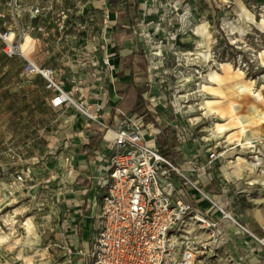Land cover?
I'll use <instances>...</instances> for the list:
<instances>
[{"label": "built area", "instance_id": "built-area-1", "mask_svg": "<svg viewBox=\"0 0 264 264\" xmlns=\"http://www.w3.org/2000/svg\"><path fill=\"white\" fill-rule=\"evenodd\" d=\"M182 6L183 3L179 0H174L172 5L162 4L165 12H179ZM157 8V3L151 2L143 16L153 13ZM38 12L39 7L34 8V13ZM165 12L162 18L164 23H157L144 44L151 49L150 76L144 83L149 88L144 92L149 103L148 110L145 113H131L114 107V125L103 119L104 112L110 107L108 88L111 78L104 82L102 91L96 94V100L91 102L81 98L77 102L76 84L67 90L64 82L56 76L55 68L38 64L22 51L20 37L15 40L17 33L14 29H0V43L5 44L4 52L10 57L17 54L23 56L24 75H40L44 78V87L50 93L53 107L76 105L85 118L87 128L94 124L101 126L105 145L97 155V160L102 164L104 172L98 178V187L104 188V192L97 212L98 227L94 234V244L87 254L90 264H195L199 255L215 253L220 247L230 243V227L239 228L264 245V237L259 238L230 211V201L223 203L222 197L205 193L199 181L190 174L191 170L196 169L193 160H189L185 167L175 164L161 152L158 144L161 130L156 128L155 122H148L149 114H159L166 109L171 110L170 116H175L182 122L198 124L203 121L207 117L200 106V102L207 96L203 86L208 80L209 72L221 70L222 62L228 60L227 57L223 60L221 54L208 49L186 50L179 55V51L174 48V41L187 32L188 20L198 18L189 9L179 12L176 19L166 18ZM3 17L0 14V26ZM109 19L110 11L107 10L105 22ZM197 27L195 25L191 30L199 37ZM11 34H14L12 39ZM171 52L174 55L173 64L170 63ZM256 59L253 55L247 61L242 55H238L233 63L244 73H249ZM102 64L110 71L114 69L109 54L104 55ZM166 86L168 87L165 88ZM113 98L116 99V95ZM263 142L264 135L244 143L238 142L236 146L255 154L254 165L260 168L264 162ZM219 146L221 142L216 148ZM228 151L227 147L222 151L209 149L210 162L226 156ZM239 155V152L227 154L226 158L232 163ZM69 159L66 157L67 161ZM172 172L178 177L171 182ZM56 179L57 175L52 173L46 182L50 184ZM18 180H23L21 174ZM181 185L194 197L192 200L185 198ZM167 187L178 188L175 199L167 193ZM198 195L210 206H202L197 199Z\"/></svg>", "mask_w": 264, "mask_h": 264}, {"label": "crops", "instance_id": "crops-1", "mask_svg": "<svg viewBox=\"0 0 264 264\" xmlns=\"http://www.w3.org/2000/svg\"><path fill=\"white\" fill-rule=\"evenodd\" d=\"M164 1L162 0L161 3ZM179 1L183 3L182 10L189 9L194 12L195 17L197 16V0ZM234 1L240 6L236 0ZM253 1L264 2V0ZM129 2V6L124 2L120 8H115L109 0H0V14L4 15L0 29L3 31L7 28L14 29L20 37L21 46L27 35L32 36L39 43L41 50L44 48L51 58L61 60L59 63H49L46 66L56 69V76L64 82L67 90L72 89L76 84L77 102L81 98L91 102L96 100V94L102 91L104 82L111 78L108 88L110 107L104 112L103 119L114 125L116 122L114 107L130 112V103L136 88H144V92L149 89L144 83L150 76V50L144 44L150 37L149 29L153 27L146 22L148 19L143 15L155 0H129ZM36 7H39L40 12L34 13ZM107 10L110 11V19L105 22ZM212 22L208 21L209 27H213ZM72 23L85 29L82 32L83 36L78 39L81 46L73 57L87 60L88 62L83 63L84 67L88 66L87 68L91 67L89 63H92L94 69L91 73L83 72L78 75L62 67L66 65L69 69L70 65V62L65 61L70 58V50H66L60 43L64 38L65 26ZM196 23L197 20H188L187 32L174 41V48L179 51V55L186 50L192 51L197 48L198 36L191 30ZM107 54L112 57L114 64L112 71L102 64V58ZM18 57L23 58L20 54L10 57L1 52L0 67L4 69L3 74L7 62L16 61ZM170 58V63L173 64L172 52ZM60 63L63 65L61 66ZM23 64L24 62L18 65L19 71H23ZM38 64L43 65V62ZM144 92L143 98L148 110L149 103ZM115 95L118 100L113 98ZM46 99L51 105L49 92ZM51 107L57 112L56 122L59 125L54 124L57 130H53L50 138L56 146H54L55 150L48 151L50 154L48 159L56 153L55 165L60 171L54 182L57 186H52L51 190L56 192L55 199L60 203L58 210L62 217L61 231L57 233L54 247L58 253L59 264H90L87 254L94 244V234L98 227L97 212L101 194L104 192V188L98 187V178L103 175L104 170L97 160V155L103 151L105 140L100 125L94 124L87 128L85 118L76 105L62 108L51 105ZM73 107L79 111L74 110ZM162 112L165 120L163 123H158L160 118L158 115ZM162 112L149 114L148 122H155L156 128L161 132L168 126L172 127L177 137V144L173 150L186 156L182 166L186 167L188 161L193 160L196 169L191 170L190 174L201 185L210 184L223 159L210 162L209 148L206 147L208 142L203 141L205 138L195 135V131L191 129L184 128L188 122L170 116L171 110L166 109ZM88 131L91 133L88 134ZM257 133L264 135V131L259 129V126ZM242 135L243 139L253 138V132L250 130ZM91 136L97 137L98 143L89 148L86 146L89 145ZM236 145L237 143H233L225 146L229 148L228 154L245 151ZM262 148L264 149V146ZM66 157L70 158L69 161ZM197 169L202 170L197 171ZM238 173L239 171H236L232 175L237 178ZM197 199H200L199 196ZM231 201L234 202V198ZM244 202L246 203L242 199L244 211L237 205L236 214L255 234L263 236L264 210L259 207L255 210H246ZM207 203L203 201L201 205L205 206ZM228 229L231 241L223 248L221 258L218 260L219 264H264V245L250 240V237L237 227ZM69 249L72 250L69 252Z\"/></svg>", "mask_w": 264, "mask_h": 264}, {"label": "rangeland", "instance_id": "rangeland-1", "mask_svg": "<svg viewBox=\"0 0 264 264\" xmlns=\"http://www.w3.org/2000/svg\"><path fill=\"white\" fill-rule=\"evenodd\" d=\"M161 1L155 0L153 3H157L158 8L154 9L153 13L146 15L148 19L146 22L153 27L148 31L150 33L156 28L158 22L164 23L162 18L165 11L162 4L167 2L165 0L161 3ZM225 1L197 0L198 20L196 25L205 24L209 36L205 39L201 37V41L200 36L198 37L199 42L196 51L214 50L217 54H221L223 60L227 57V61L232 62L235 68H237V64L233 63V59L237 60L238 55H242L243 59L247 61H250L255 55L257 59L251 66L250 72L245 73L243 79L253 83L255 90L264 93V61L257 57L264 50V30L258 26L264 18V2L236 0L239 5L244 3L247 9L253 13L254 18L250 20L243 18L242 8L234 3V0H228V3ZM169 3L172 5L173 1L171 0ZM179 12L166 11V18L176 19ZM209 20L213 21L211 23L213 27H209ZM227 23L228 26H237L238 30H229ZM246 27V32L240 31ZM167 28L170 29V27ZM83 30L85 29H81V26L76 23L68 24L64 28V38L60 43L64 45L66 50H70V58L65 60L70 62L69 69L63 63V66L61 63L60 65L66 71L78 75L83 72L91 73L94 69L92 63H89L91 64L89 68L83 66L87 60L73 57L81 46L78 39L83 36ZM18 38L19 36L16 34L15 40L17 41ZM202 42L204 44H201ZM4 46L5 44L1 42L0 54L4 52ZM28 57L38 63L43 62V66L61 61L51 58L46 53V49L41 50L39 43L36 44L34 51ZM23 62L21 57H18L16 61L7 62L4 74V69L0 67V264H59L58 253L54 244L57 241V233L61 231L62 217L58 210L60 203L56 202V192L51 190L52 186H57L54 185L55 181L50 184L46 182L50 174L57 175L60 173L55 165L56 153L48 159L50 155L48 151L55 150L54 146H56L50 137L53 135V130H57V126L54 124L59 125V123L56 122L57 112L46 99L48 92L44 87V78L40 75H24L22 70L19 71L18 68V65ZM258 64H262V66L257 67ZM211 96L207 93L204 100ZM231 98L242 103L244 105L242 112L247 113L246 102L250 101V95H233ZM204 100L200 102L201 108ZM73 108L74 110L77 109L76 107ZM202 112H205V109ZM204 115L207 117H204L200 123L194 125L187 123L184 128L191 129L195 131V135L205 138L203 141L208 142L206 147L209 149L222 151L226 145L230 146L233 143H244L251 140L243 139V135H237L232 143L225 140V137H214L212 128L216 122L215 116ZM158 116L160 117L158 123H163L165 120L163 112ZM257 127L246 126V129L257 132ZM259 129L264 131V123L259 125ZM90 133L88 131V134ZM261 136L263 135L258 134V138ZM219 142H221V146L216 148ZM244 150L239 152V156L244 158H234L232 163H229V159L226 158L228 152L226 156L219 157L218 159L223 160L218 165L215 177L211 179L210 184L201 187L209 196L222 197L223 203L230 201V211L242 224L248 226L236 214L235 207L239 205L243 208V199L246 201V203L244 202L247 207H245L246 210H255L258 207L264 210V162L262 167L256 168L254 165L255 154L248 149ZM161 152L164 153L162 149ZM185 158L186 156L180 154L176 156V160H172L177 165H183ZM244 159L246 160L244 161ZM236 171H239L237 178L232 175ZM20 174L23 180L19 181L18 176ZM177 177V174L172 172L171 180H169L172 182ZM181 188H183V194L187 200L194 198L186 192L187 190L183 185ZM177 189L167 187L166 191L175 199L178 195ZM199 198L201 203L203 198ZM232 198H234V202L231 201ZM207 206L210 204L207 203ZM27 224L32 225L31 230L28 229ZM247 236L250 237L249 234ZM257 236L259 238L264 237V235ZM250 240L263 245L259 240L252 237ZM223 248V246L220 247L215 253L209 252L199 255L195 264H219L218 260L221 258Z\"/></svg>", "mask_w": 264, "mask_h": 264}, {"label": "bare ground", "instance_id": "bare-ground-1", "mask_svg": "<svg viewBox=\"0 0 264 264\" xmlns=\"http://www.w3.org/2000/svg\"><path fill=\"white\" fill-rule=\"evenodd\" d=\"M243 18L253 20V13L247 9L244 3H241ZM264 30V18L258 24ZM232 31L238 30L235 25H230ZM241 32H246V28L240 29ZM196 32L203 39L208 38V30L205 24H200L196 28ZM14 34L10 35L12 39ZM36 40L27 35L22 44V51L28 56L35 47ZM201 44H204L203 42ZM204 53V52H203ZM206 56V54H203ZM264 61V50L258 55ZM221 70H211L208 75V80L204 84L203 89L212 96L205 99L202 110L204 114L214 115L216 122L212 128L214 137L223 138L234 142L237 135H242L247 131L246 126L255 128L264 123V93L253 88V83L244 80V71L241 68H235L232 62H222ZM250 95V101L246 102L247 113L242 112L244 105L231 98V96ZM239 129L238 131H236ZM237 133V134H236ZM253 138H258V133L253 131ZM244 157L239 156L238 159ZM246 159H244L245 161ZM31 230L32 225L27 224Z\"/></svg>", "mask_w": 264, "mask_h": 264}, {"label": "trees", "instance_id": "trees-1", "mask_svg": "<svg viewBox=\"0 0 264 264\" xmlns=\"http://www.w3.org/2000/svg\"><path fill=\"white\" fill-rule=\"evenodd\" d=\"M115 8H120L122 3L126 2L127 6L130 5L129 0H109ZM138 6V4H137ZM124 60V58H122ZM144 88H136L133 92V100L130 103V112L145 113L147 111V104L143 98ZM98 143V139L95 136L90 137V143L86 147H93ZM158 144L160 149L164 151V154L173 160H176V156L180 155L173 148L177 144L176 132L172 127L168 126L162 130L158 136Z\"/></svg>", "mask_w": 264, "mask_h": 264}]
</instances>
